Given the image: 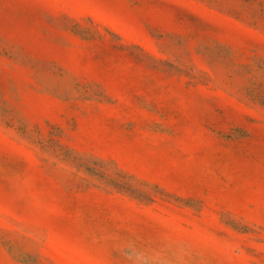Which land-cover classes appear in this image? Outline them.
<instances>
[{
  "label": "rangeland",
  "instance_id": "obj_1",
  "mask_svg": "<svg viewBox=\"0 0 264 264\" xmlns=\"http://www.w3.org/2000/svg\"><path fill=\"white\" fill-rule=\"evenodd\" d=\"M0 264H264V0H0Z\"/></svg>",
  "mask_w": 264,
  "mask_h": 264
}]
</instances>
